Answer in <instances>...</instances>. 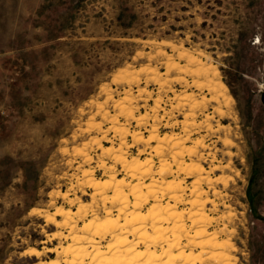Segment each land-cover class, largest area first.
<instances>
[{
  "label": "rangeland",
  "instance_id": "374dc122",
  "mask_svg": "<svg viewBox=\"0 0 264 264\" xmlns=\"http://www.w3.org/2000/svg\"><path fill=\"white\" fill-rule=\"evenodd\" d=\"M162 250L264 264V0H0V264Z\"/></svg>",
  "mask_w": 264,
  "mask_h": 264
},
{
  "label": "bare ground",
  "instance_id": "6f19581e",
  "mask_svg": "<svg viewBox=\"0 0 264 264\" xmlns=\"http://www.w3.org/2000/svg\"><path fill=\"white\" fill-rule=\"evenodd\" d=\"M205 70V69H204ZM208 70V69H207ZM206 70V71H207ZM216 71V70H215ZM215 71H211L212 72V77H211V79H213V77L215 78V76H216V72ZM210 72V71H209ZM209 90L213 93V96L217 99L221 94H224L225 93V91H226V86L223 84V82H221V81H218V82H216V83H212V82H210V84H209ZM134 188V187H133ZM117 191H119V190H117ZM116 191V192H117ZM119 193V192H118ZM133 193H134V191H133ZM135 195V194H134ZM117 196V195H116ZM172 196V195H171ZM119 197V196H118ZM160 209V208H159ZM56 213H60V214H63V211L62 210H58ZM135 217V216H134ZM133 218V217H132ZM155 218V217H154ZM136 219V218H135ZM90 226L91 225H93V224H89ZM89 225H87V226H89ZM86 226V227H87ZM89 226V227H90ZM139 226V225H138ZM137 226V227H138ZM123 227V226H122ZM137 227H135V228H137ZM145 227V226H144ZM138 228H140V226L138 227ZM137 228V229H138ZM157 228V227H156ZM142 230V229H141ZM158 230V229H157ZM142 231H144V228H143V230ZM158 232H160V231H158ZM161 233V232H160ZM160 233H159V235H160ZM125 239V238H124ZM116 240H118V239H116ZM122 240V239H121ZM144 240H145V238H144ZM117 242H119V241H117ZM117 242H114V243H117ZM120 243H122V242H119V244ZM174 245V244H173ZM82 248V247H81ZM83 250V249H82ZM31 253H33L34 254V252L35 253H37L36 252V250L34 249V248H32V249H30L29 250ZM67 251V250H66ZM163 251V250H162ZM70 252V251H69ZM73 252V251H72ZM74 252H76V250L74 251ZM82 252H84V251H81V253ZM99 252V251H98ZM123 252V251H122ZM80 253V254H81ZM75 254V253H74ZM78 254V253H77ZM98 254V253H97ZM139 255H140V253H138ZM144 254V253H143ZM166 254V251H163L161 254H155L154 252H150V253H148V261H147V263H145V264H151L152 263V261H153V259H155V258H158L159 257V255H165ZM72 255V254H71ZM120 255H121V253H120ZM120 255H119V258H120ZM115 256H118V255H115ZM122 257H123V255H121ZM174 256H177V255H174ZM79 257V256H78ZM80 257H81V255H80ZM167 257V256H166ZM73 258V257H72ZM115 258V257H114ZM129 258V257H128ZM171 257L169 256V259H170ZM213 258V257H212ZM74 259V258H73ZM118 259V258H117ZM123 259H124V257H123ZM112 260H113V258H112ZM119 260H122V259H119ZM125 260H126V258H125ZM131 260V259H130ZM172 260V259H171ZM127 261V262H126ZM126 261H124V263L126 262V263H129V260H126ZM70 262H71V260H70ZM74 262V261H73ZM99 262V261H98ZM131 262V261H130ZM185 262H188V258L187 257H185ZM100 263H102V262H100ZM99 263V264H100ZM121 263V262H120ZM119 263V264H120ZM71 264H73V263H71ZM78 264V263H77ZM97 264V263H96ZM106 264H108V263H106Z\"/></svg>",
  "mask_w": 264,
  "mask_h": 264
}]
</instances>
